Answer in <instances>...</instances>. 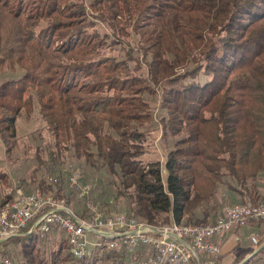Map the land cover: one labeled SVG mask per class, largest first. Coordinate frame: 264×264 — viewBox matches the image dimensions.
Returning <instances> with one entry per match:
<instances>
[{"label":"trees","instance_id":"trees-1","mask_svg":"<svg viewBox=\"0 0 264 264\" xmlns=\"http://www.w3.org/2000/svg\"><path fill=\"white\" fill-rule=\"evenodd\" d=\"M5 68H21L0 81L6 150L17 145V118L37 101L55 141L48 161L66 150L96 169L119 166L139 221L209 223L196 211L216 210L220 185L264 204L254 184L248 189L264 172V0H0ZM147 95H158L166 112L164 162L141 158L155 119ZM53 185L40 180L36 191L67 199ZM41 242L34 233L2 246L7 254L19 244L21 264L100 260L74 259L62 238L44 259ZM255 249L238 252L234 264H256L264 247L243 261Z\"/></svg>","mask_w":264,"mask_h":264},{"label":"built area","instance_id":"built-area-1","mask_svg":"<svg viewBox=\"0 0 264 264\" xmlns=\"http://www.w3.org/2000/svg\"><path fill=\"white\" fill-rule=\"evenodd\" d=\"M58 178H51L56 185ZM69 189L85 201L83 214L74 212L54 195L14 191L0 206V264H13L2 243L12 237L38 234L40 239L55 230L64 233L68 252L74 259L87 260L93 250L115 251L126 264H218L222 239L251 222H264V204L242 202L227 205L206 224H177L156 227L139 221L128 210L104 212L90 198L91 186L82 174L66 179ZM157 230H160L159 232ZM90 236H98L93 241ZM258 245L256 236L250 237Z\"/></svg>","mask_w":264,"mask_h":264},{"label":"rangeland","instance_id":"rangeland-1","mask_svg":"<svg viewBox=\"0 0 264 264\" xmlns=\"http://www.w3.org/2000/svg\"><path fill=\"white\" fill-rule=\"evenodd\" d=\"M134 44H136V42ZM135 54L136 56L139 55V53L136 52ZM144 70L145 69H143L142 72H144ZM19 73H21V68H16L14 70L5 68L0 73V81ZM146 97L151 104L155 119L154 123L149 126V133L143 146L141 158L144 162L149 160H160L164 162L167 152L165 148H168L172 141L170 138L167 140L163 139L162 125H160L161 119L166 112L161 108V100L158 95H147ZM16 123L17 145L10 152L6 150L5 143L0 137V171L7 174L5 181L4 179H0V204L6 195L12 197L14 191L18 188H21L22 192L27 194L37 193V182L45 179L47 182L51 183V178L57 177L59 181L56 182L57 187L55 190H59L61 194L63 193V195H65V198L67 197L71 204L70 208L73 209L74 212L83 214V212L86 211L83 204L84 200L73 194L66 181L70 174L77 172L82 174L84 179L82 182L91 186L92 190L89 196L96 207L104 212L118 211L121 209L129 211V207L131 206L130 195L132 191L123 189L121 185L122 172L119 166L113 169L108 167L96 169L91 166L85 158L79 159L75 157L73 151L66 150H62L59 153V157L55 163L48 161L46 149L52 146L51 150L55 151V141L52 132L48 129L46 121L41 115L37 101H35L34 111L31 114H27L23 111L21 116L17 118ZM40 161L41 164L39 163ZM225 179L231 180L229 176L225 177ZM252 184L256 186L258 194L263 197L264 172H261L256 179H250L248 181V189L252 187ZM217 193L219 205L216 210H210L211 205L204 204L203 208H199L196 211L197 218H206L209 221H213L227 205H233L239 202L242 203V201L246 200L252 202L250 195H247V199L243 200L244 198L239 193L230 190L225 185H220ZM67 199L65 200L67 201ZM61 200L65 202L64 199ZM258 202L264 203V200L260 199ZM206 211L209 213H206ZM249 225L258 226V228H256H260L261 231L250 230L249 226L243 227L239 231H234L233 233L237 234L236 245L229 254H234L238 246H240L239 249H255L257 245L252 243L250 237L254 235L258 240H261L260 238L264 235V222L254 221ZM61 238L65 240L64 233L55 230L53 233L41 239L42 242L40 247L42 248L41 251L44 259H48L52 252L58 248ZM90 239L95 241L99 238L98 236H90ZM263 247L264 244L259 248ZM259 248L257 247L255 251L259 250ZM92 252V256L87 260L99 258L100 260H98L97 264H120L118 255L115 251L93 250ZM7 254L12 257L13 264H21L23 252L19 244L9 246ZM263 254V252L258 253L255 261L256 264L264 262ZM235 258L236 257L228 264H234ZM65 264L75 263L69 260Z\"/></svg>","mask_w":264,"mask_h":264},{"label":"crops","instance_id":"crops-1","mask_svg":"<svg viewBox=\"0 0 264 264\" xmlns=\"http://www.w3.org/2000/svg\"><path fill=\"white\" fill-rule=\"evenodd\" d=\"M258 226H254V225H249L250 230H259L261 231V229H257ZM253 228V229H251ZM239 231V230H238ZM252 234V233H251ZM236 233H228L223 239H222V246H223V254L222 257L219 261L218 264H228L231 260L234 259L235 254L240 252L243 249H239L237 252H235L234 254H229L231 250H233L234 246L236 245ZM252 236V235H251ZM237 255V254H236ZM234 256V257H233Z\"/></svg>","mask_w":264,"mask_h":264},{"label":"water","instance_id":"water-1","mask_svg":"<svg viewBox=\"0 0 264 264\" xmlns=\"http://www.w3.org/2000/svg\"><path fill=\"white\" fill-rule=\"evenodd\" d=\"M158 232L160 231V230H157ZM261 248H259V250H260ZM259 250H257V251H255L254 253H252V254H250L245 260H243V261H246L248 258H250L253 254H255L256 252H258Z\"/></svg>","mask_w":264,"mask_h":264}]
</instances>
